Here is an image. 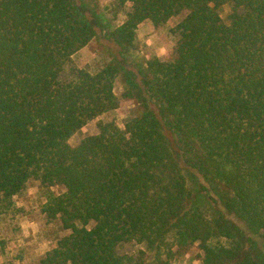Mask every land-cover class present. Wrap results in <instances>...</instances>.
<instances>
[{
  "label": "trees",
  "instance_id": "16d2710c",
  "mask_svg": "<svg viewBox=\"0 0 264 264\" xmlns=\"http://www.w3.org/2000/svg\"><path fill=\"white\" fill-rule=\"evenodd\" d=\"M117 4L113 28L87 0H0V221L34 186L58 227L41 264H171L196 245L202 264H264V0ZM179 17L163 59H135L141 25ZM94 41L112 59L96 73L74 61ZM123 102L141 107L124 129L105 118Z\"/></svg>",
  "mask_w": 264,
  "mask_h": 264
},
{
  "label": "rangeland",
  "instance_id": "374dc122",
  "mask_svg": "<svg viewBox=\"0 0 264 264\" xmlns=\"http://www.w3.org/2000/svg\"><path fill=\"white\" fill-rule=\"evenodd\" d=\"M90 5L95 6L94 10L100 20L113 28L123 25L127 20L126 14L130 7L119 9L117 0H87ZM231 13L229 6L225 7L224 19ZM182 17L174 18L170 23L160 29H156L147 22L140 26L138 30V46L134 52L135 59L144 60L152 55L160 59L171 50L176 39L170 34V30L175 28ZM147 24V25H146ZM134 58L131 61L135 60ZM111 57L106 54L101 44L92 42L83 53L74 60L78 67L96 73L111 62ZM126 85L122 78L116 82V94L119 98L125 93ZM141 107L136 103H122V112H114L107 117V120H115L118 126L124 129L125 123L138 114ZM99 121L90 123L86 129L71 140L72 146L81 143L84 137L95 135L98 132ZM15 202L18 208L23 211L13 219H3L0 221V264H41L47 252L51 250L50 235L57 234L58 227L50 224L42 211L44 200L36 187H30L28 192L22 197H16ZM62 233L61 235H63ZM67 234V233H65ZM131 246H127L125 252H130ZM204 253L199 250L198 245L190 249L185 256L179 258L171 264H202L201 259Z\"/></svg>",
  "mask_w": 264,
  "mask_h": 264
},
{
  "label": "crops",
  "instance_id": "0c3cea01",
  "mask_svg": "<svg viewBox=\"0 0 264 264\" xmlns=\"http://www.w3.org/2000/svg\"><path fill=\"white\" fill-rule=\"evenodd\" d=\"M147 23V22H146ZM147 25V24H146ZM85 49H87V48H85ZM85 49L84 50H82L80 53H78L75 57H74V60L77 58V56H79L81 53H83V51H85Z\"/></svg>",
  "mask_w": 264,
  "mask_h": 264
}]
</instances>
